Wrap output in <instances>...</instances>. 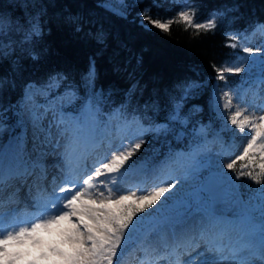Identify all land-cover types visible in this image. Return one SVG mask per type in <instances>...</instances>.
Segmentation results:
<instances>
[{
    "label": "trees",
    "instance_id": "1",
    "mask_svg": "<svg viewBox=\"0 0 264 264\" xmlns=\"http://www.w3.org/2000/svg\"><path fill=\"white\" fill-rule=\"evenodd\" d=\"M103 1L0 0V139L18 130L26 88H41L58 77L59 87L47 93L65 100L67 110L77 111L90 100L104 115L119 108L126 125L134 117L144 127L168 124L167 133L143 137L129 161L132 167H150L189 152L221 124L212 109L213 88L227 89L216 80L214 66L245 57V40L229 48L227 34L251 32L256 22L264 23V0H120L127 3L126 16L103 7ZM185 7L198 22L214 16L217 27L205 32L173 23L163 32L144 19L146 13L176 20ZM37 20L40 34L28 39ZM100 31L103 44L96 39ZM93 62L94 79L88 75ZM226 75L232 89L249 82L243 72ZM177 110L180 119L169 121ZM231 172L244 201L257 195L260 185L247 176L236 178L239 164ZM156 212L140 214L136 225Z\"/></svg>",
    "mask_w": 264,
    "mask_h": 264
},
{
    "label": "snow or ice",
    "instance_id": "2",
    "mask_svg": "<svg viewBox=\"0 0 264 264\" xmlns=\"http://www.w3.org/2000/svg\"><path fill=\"white\" fill-rule=\"evenodd\" d=\"M177 16L178 19L165 22L152 19L145 13L144 19L163 32L170 31L173 23H183L185 30L194 27L197 31L203 29L205 32L217 27L214 16L205 22H198L195 14L189 11H180ZM39 34L40 24L37 20L27 38ZM257 34L264 37V23L256 22L251 32L228 33L225 46L235 48L237 42L250 40ZM96 39L98 43H104L103 31L97 33ZM242 51L251 58L254 49L244 46ZM241 59L239 63L226 62L220 67L214 66L216 80L223 81L227 89L223 91V96H219L216 92L219 86L213 88L215 110L221 117L220 101L228 98L223 108L231 109L233 98L238 99L236 91L229 88L226 74L248 71L250 64L255 63L250 61L246 64L244 58ZM260 66L264 73V56L260 57ZM88 75L95 78V62ZM58 79L50 78V82L38 90L35 85H30L25 90L21 106L26 109L32 128L33 151L45 156L49 154V147H60L59 138L65 141L63 155L69 160L68 175L58 189L59 194L48 198L43 206V214L35 221L16 225L11 230L0 227V264H118V256L123 246L131 240L136 222L141 219L140 214H147L149 209L158 211L174 198L175 223L182 225V228L179 232H173V240L168 245L171 251L179 252L181 248L198 247L202 243L205 251L216 257L209 264H251L252 258L257 255L264 259V114L250 118L236 110L226 121L239 129L241 138L247 139V144L239 155L223 167L236 171L239 164L236 178L247 176L260 185L255 197L242 200L239 186L232 183V176L222 168L209 171L198 187L184 191V184L192 178L186 157L194 159L200 154L199 148H194L188 154L170 156L154 175L151 191L140 185L133 190L122 186L124 177L132 168L129 161L141 148L145 135L165 134L170 130L168 124L149 122V126L144 127L140 119L134 117V128L126 125L120 129V147L111 153L110 158L97 161L93 165L94 170L81 168L80 162L86 161L105 140L111 145L112 138L101 134L100 110L93 107L91 101L75 116H66L54 101L43 105L35 102L37 94L51 91L54 86L59 87ZM176 107L178 109L179 105ZM41 108L42 112L39 111ZM242 115L243 119L240 118ZM167 119L179 120L178 110L170 113ZM46 121L47 128L44 126ZM53 128L59 137L54 144ZM200 131H204L203 127ZM125 139L128 140L127 144L123 143ZM136 140L139 142H132ZM26 145L25 130L0 153V185L5 182L3 159L8 156L18 162V167L9 170L10 173L20 175L28 172ZM73 160L76 161L75 165L72 164ZM196 171H199V167ZM222 186L223 197L217 193ZM221 204L227 206V212L219 207ZM42 233L47 234V238ZM233 233L237 235L236 240H233ZM53 236L56 238L53 239Z\"/></svg>",
    "mask_w": 264,
    "mask_h": 264
},
{
    "label": "rangeland",
    "instance_id": "3",
    "mask_svg": "<svg viewBox=\"0 0 264 264\" xmlns=\"http://www.w3.org/2000/svg\"><path fill=\"white\" fill-rule=\"evenodd\" d=\"M101 5L120 16H126L128 14L127 3L125 1L104 0ZM182 11H187V8L185 7ZM244 46H251L254 49L253 56L251 58H248L247 54L245 53L243 62L248 64L250 63V61H255V63L250 64V70L242 71L243 73H245L247 78L252 81L234 89L237 93L238 99L233 98L231 109L223 108V104L228 98H224L220 101V111L223 112L222 117L219 116L217 111L215 110L213 95L212 109L217 114L218 119L221 121V124L219 125V128L213 132L212 135L204 136L203 142L199 146L195 147L199 148V155H197L194 159L191 157H186L187 163L191 166L190 171L192 178L189 179L186 184L181 181V183L184 184V191H190L198 187L204 177V173H207L209 170L215 171L218 168H222L224 172L229 173V170L227 168H224L223 165L231 162V159H234L242 152L243 146H246L247 139L241 138L239 129H235L230 122L226 123V121H228V117L233 114L234 111L240 110L243 112V114L248 115L250 118L264 114V83H262V81H264V73H262L260 66V57L264 56V37H261L259 34H257L250 40H245L243 42V47ZM38 89L40 88L36 87V90ZM217 89V94L219 96H223V91L225 90L219 91ZM45 94L46 93L37 94L35 97V102L41 105L47 104L48 101L45 100ZM62 104L63 102L60 101V103H58L57 105L61 106L62 109ZM93 107L98 108L94 105ZM23 109L25 110V115L23 116V121L21 123V134L19 136H21L26 130V148L29 155L25 157V159L27 162H31L33 164L42 162L46 165H52L53 169H50V172L48 173L52 186L51 189L49 188L50 192L43 197L38 196V192H36L37 198H40L38 199V207L36 203L29 202L30 199L28 198V195L25 194L24 190H22V193L18 192L21 195H24V202H26L27 204L23 212L18 213V215L20 216L19 220L16 223H10V225H8L7 229L9 230H11L16 225L35 221L37 219L36 217L38 216L37 214L33 218L27 219L26 221H24L23 219L26 216L28 210H33L36 207L37 209L43 207L49 197L54 194H59L58 186L61 182H64L65 177L68 175L69 160L63 155V145L65 141L62 138L58 137L56 129L53 128V144L55 143L56 139L59 138L60 147H49L47 149L49 154L45 156H41L38 152L33 151V132L29 123L28 113L25 108ZM39 111L42 112L43 108L39 109ZM99 118L101 120V134H106L104 136L110 135V137L112 138V143L111 145H109L107 140H105L101 148L96 149L86 161L80 162L81 168H93V165L97 161L102 160L105 157L110 158L111 153L118 150L120 147L121 141L119 139V135L120 129L123 126L120 125L117 114L114 113L106 117L100 116ZM240 118L243 119V115ZM48 119H51V114H49ZM105 125H107V127H105ZM25 126L27 127L25 128ZM44 126L45 128H47V121L45 122ZM12 142H14V138L2 144H4V146H6L5 148H7L8 145ZM132 142L135 143L136 141ZM123 143L127 144L128 140L125 139ZM3 163H9L12 168L13 166L14 168H16L18 165V162L11 159L10 156L4 158ZM75 163L76 161L73 160L72 164L75 165ZM5 166L6 165H4V167ZM197 167H199V171H196ZM158 169L159 167L153 168L148 171V174H144L141 171H137V169L131 168L128 174L124 177L122 186L126 188L131 187L133 188V190H135V187L137 185H140V183H145V178L147 177V175H149L150 173L152 175H155ZM59 179L61 180L60 182ZM55 181H58V183L53 184L55 183ZM153 183L154 180L152 179L151 182L147 183V185L145 184L143 187H145L147 191H151ZM179 186L180 185H177V187ZM220 196L223 197V189ZM48 206L50 207L51 205L49 204ZM225 207L227 206L225 205ZM175 209L176 205L174 199L173 203L160 209L152 216L145 218L141 225L137 226L131 233V240H129V242L123 246L122 252L118 256V264H141L138 261V258L143 254L154 259L155 261H159L155 262L156 264H171V260H167V257L163 258L161 256H154V254H156L157 252H161V250H165L167 252V249L169 248L168 244H171V241L173 240V232H179V229L182 226L175 223L177 219ZM14 211L16 212L13 203L8 206V208H1L0 214L4 215H0V219L2 218L7 222L10 221L12 213ZM173 225H175V228L173 227ZM42 235H45L47 238V234L42 233ZM232 236L233 240L237 239L236 233H233ZM55 238L56 237L53 236V239ZM179 252L181 253V256H179L180 259L176 263L172 264H209V262L216 259L213 254L205 251L204 245L202 243L198 247L192 245L189 247L181 248ZM28 258L31 259V257ZM52 259H55V257H53ZM251 264H264V259L257 255L252 258Z\"/></svg>",
    "mask_w": 264,
    "mask_h": 264
},
{
    "label": "bare ground",
    "instance_id": "4",
    "mask_svg": "<svg viewBox=\"0 0 264 264\" xmlns=\"http://www.w3.org/2000/svg\"><path fill=\"white\" fill-rule=\"evenodd\" d=\"M34 161H35V158H34ZM3 164L7 166V167L5 166V175L10 172L9 170H13L10 167L9 163H3ZM39 165L41 166V170L45 173V175L39 177L38 179H40L42 177H45L46 179H49L48 173L50 172V169L51 170L53 169L52 165H46V164H44L42 162H39ZM31 171L32 170H30L25 176L14 178L11 181H8L7 185H4L1 188V190H0V204H2V203H11V202L16 201L17 197H16V195L12 194V191L19 189V187L17 186V183L19 182V180L20 181H26L25 178L29 177V174H31ZM60 179H59V182L61 181ZM56 183H58V181H55V183H53V184H56ZM61 186H63V182H61L58 187H61ZM6 196H9V197L5 201L4 197H6ZM38 201H37V203H38ZM181 228H182V226H181ZM181 228L179 229V231L181 230ZM178 264H181V263H178Z\"/></svg>",
    "mask_w": 264,
    "mask_h": 264
},
{
    "label": "water",
    "instance_id": "5",
    "mask_svg": "<svg viewBox=\"0 0 264 264\" xmlns=\"http://www.w3.org/2000/svg\"><path fill=\"white\" fill-rule=\"evenodd\" d=\"M232 183H234V182H233V179H232ZM217 193H218V195H220V194H221V191H220V189H217Z\"/></svg>",
    "mask_w": 264,
    "mask_h": 264
}]
</instances>
